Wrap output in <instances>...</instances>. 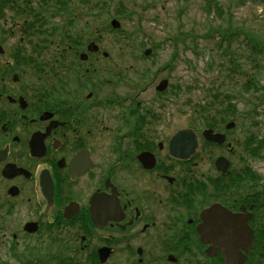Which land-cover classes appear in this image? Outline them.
<instances>
[{"label":"flooded vegetation","instance_id":"obj_1","mask_svg":"<svg viewBox=\"0 0 264 264\" xmlns=\"http://www.w3.org/2000/svg\"><path fill=\"white\" fill-rule=\"evenodd\" d=\"M21 33L0 55V264H263L262 195L239 185L240 145L179 159L177 105L148 107L141 67L121 68L99 45L85 60V48L54 47L41 76ZM216 150L228 174L214 169ZM214 205L246 217L248 252L242 243L229 259L214 235L202 240Z\"/></svg>","mask_w":264,"mask_h":264},{"label":"rangeland","instance_id":"obj_2","mask_svg":"<svg viewBox=\"0 0 264 264\" xmlns=\"http://www.w3.org/2000/svg\"><path fill=\"white\" fill-rule=\"evenodd\" d=\"M58 1L64 0H52V4ZM208 1L69 0L71 14L63 13L60 18L49 20L48 27L58 25L69 29L68 22L73 18L75 24L87 27L85 29L91 39L101 35L98 45L109 54L110 62L120 63L123 69L133 65L143 70L138 81L148 86L145 92L148 107L172 112L177 105L180 128L191 125L195 117L194 104L200 100L204 104L210 103L211 100L207 101L213 94L229 92L241 114L230 130V139L234 145H242L251 134L256 138L264 136V116L256 108L253 111L254 99L250 94H244L242 89L243 72L246 77V73L252 71L264 85V59L255 58L241 33L248 36L264 34V4L253 0H215L219 2L217 11L208 7ZM121 5L126 6L127 11L122 10ZM117 11L122 16V19L117 18L122 29L118 33L107 28ZM125 13H128L127 17H124ZM12 21L10 17L6 19L7 24ZM223 33L235 36L228 41L221 37ZM18 38L19 32L13 40L16 42ZM11 40V37L6 38L4 46L9 48L13 45ZM148 48L151 53L145 57L143 51ZM251 59L259 61L256 68ZM163 78L169 82L168 92L154 98L153 85ZM246 162L251 173L260 174L262 182L258 189L263 191L264 150L262 159L247 158Z\"/></svg>","mask_w":264,"mask_h":264},{"label":"trees","instance_id":"obj_3","mask_svg":"<svg viewBox=\"0 0 264 264\" xmlns=\"http://www.w3.org/2000/svg\"><path fill=\"white\" fill-rule=\"evenodd\" d=\"M253 1H257L260 4H264V0ZM81 4H84V2H82ZM50 7H54V9L51 10ZM68 7L69 0L58 1L55 4H52V0H0V20L5 19L8 13L13 18V23H15V25L19 24L23 29H25V31L27 32L26 35L29 36V38L31 39V44L35 48L34 50L36 56L39 55L38 57H40V59H37V61L35 62V71H37V74H40L41 76H43L44 68L47 67L46 63L44 62V59L42 60L41 56L47 50L54 47L60 50L61 48L67 46L77 49H83L92 38L91 36L89 37L87 29H85L87 27L85 25H79L80 23H77V26V24H75V22L73 21V18L70 19L68 22L70 27L69 29L59 27L58 25L48 27L49 20L60 18L63 13L71 14ZM120 7H122V10L127 11L126 6L121 5ZM208 7L212 9L215 8L218 11L219 2L215 0H209ZM127 15L128 13H125L124 17H127ZM114 17L122 19L121 13L119 11H117ZM107 28L110 29V26L107 25ZM121 31V28L115 30V32L117 33ZM241 33L244 34V38L249 43L248 48L251 52L254 53L255 58L264 59V34L261 36H248L246 33ZM4 35L6 36L7 33L1 34V37H4ZM234 36L235 35L233 33H223L221 35L222 38H225L228 41L231 40V38H233ZM131 39L132 35H130L129 42ZM127 41H124V44H127ZM216 43L217 45H219V41H217ZM256 54H258V56H256ZM250 61L252 62V65L254 63V68L258 66L259 61L257 59H251ZM233 65H235L236 67V64ZM239 73L242 74L241 72ZM240 74L239 78H241L242 76ZM243 75L244 83L242 85V89L244 91V94H250L253 97V111L258 109L264 116V85L261 84V81L254 75L252 71L247 72L246 77L244 72ZM238 80L236 81V84H238ZM231 98L232 96L230 95V93L225 92L224 94L220 95L213 94L212 97L209 98L207 101L209 102L211 100L210 103L206 102L207 104H204V101L200 100L201 102H197L196 105L194 104V107L196 108L193 109V116L195 117L192 120L191 126L195 129H200L202 127H210L214 130L219 131L227 121L236 120L240 118L241 115L239 110H237L236 108V103H233ZM242 145L245 147V152L247 154L251 156L256 154L255 156H257L258 158H263L264 136H262L261 138H256L253 134H251L248 138H246ZM253 145L259 146L258 148H255L256 146ZM242 174L244 176L243 178H252L246 168L242 170ZM262 206L263 204L261 203L259 245L260 250L263 253L264 211L262 210Z\"/></svg>","mask_w":264,"mask_h":264},{"label":"water","instance_id":"obj_4","mask_svg":"<svg viewBox=\"0 0 264 264\" xmlns=\"http://www.w3.org/2000/svg\"><path fill=\"white\" fill-rule=\"evenodd\" d=\"M112 28H119V23L116 19L111 20ZM97 50V46L94 43H90L87 46L88 52H95ZM4 52L2 46L0 45V54ZM150 53V49L144 51L145 55ZM104 55H106L104 53ZM80 58L84 60L86 58V54H81ZM167 85V81L162 80L157 86V91L162 92ZM232 127V123L227 125V128ZM202 136L205 140L209 142H213L216 144H222L225 140V137L220 134H214L212 130H204L202 132ZM170 149H172V145L176 147V153L174 156L180 159H186L190 156H193L197 147V140L195 134L192 130L185 129L177 131L169 141ZM178 149V150H177ZM187 153V155H184ZM224 163V164H223ZM215 168L222 173L227 172L228 164L227 161L223 158H218L215 162ZM202 225L200 228L203 233L200 232L201 238L204 242H206L204 234H207V237L210 235H214L219 242V246L222 250H226L227 255L230 259V255L233 254L238 246L242 243L244 245L245 250H249L252 242L251 231L246 224V217H242L240 215H231L226 210L221 207L213 206L208 211L202 214ZM241 217L243 221V226L240 228L237 226V218Z\"/></svg>","mask_w":264,"mask_h":264},{"label":"bare ground","instance_id":"obj_5","mask_svg":"<svg viewBox=\"0 0 264 264\" xmlns=\"http://www.w3.org/2000/svg\"><path fill=\"white\" fill-rule=\"evenodd\" d=\"M166 92H168V90L167 89H164L162 92H161V94L162 95H164ZM231 124V123H230ZM217 134H220V135H223L224 137H225V139H226V136H225V134L224 133H222V132H217ZM227 145H231V144H229V143H227ZM224 164V163H223ZM228 164V163H227ZM245 188H246V190H247V184L245 183Z\"/></svg>","mask_w":264,"mask_h":264}]
</instances>
